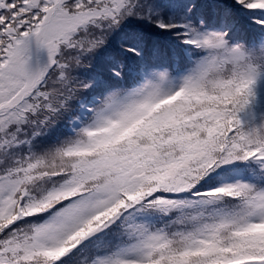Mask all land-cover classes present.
I'll return each instance as SVG.
<instances>
[{
	"label": "snow or ice",
	"instance_id": "6c2138e0",
	"mask_svg": "<svg viewBox=\"0 0 264 264\" xmlns=\"http://www.w3.org/2000/svg\"><path fill=\"white\" fill-rule=\"evenodd\" d=\"M0 264H264V0H0Z\"/></svg>",
	"mask_w": 264,
	"mask_h": 264
}]
</instances>
